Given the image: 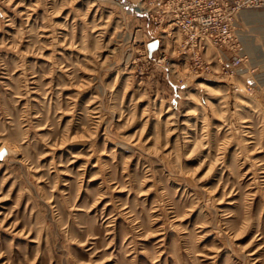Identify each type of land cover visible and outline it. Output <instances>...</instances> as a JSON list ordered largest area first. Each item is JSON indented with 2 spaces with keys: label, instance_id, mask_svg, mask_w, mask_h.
Masks as SVG:
<instances>
[{
  "label": "rangeland",
  "instance_id": "rangeland-1",
  "mask_svg": "<svg viewBox=\"0 0 264 264\" xmlns=\"http://www.w3.org/2000/svg\"><path fill=\"white\" fill-rule=\"evenodd\" d=\"M157 4L0 0V264H264V8L228 75Z\"/></svg>",
  "mask_w": 264,
  "mask_h": 264
},
{
  "label": "built area",
  "instance_id": "built-area-1",
  "mask_svg": "<svg viewBox=\"0 0 264 264\" xmlns=\"http://www.w3.org/2000/svg\"><path fill=\"white\" fill-rule=\"evenodd\" d=\"M157 3L156 10L149 15L158 25L165 24L166 35L174 29L181 34L182 53L193 55L196 70L200 73L209 70V64H204L201 57L210 45L217 70L228 75L237 73L239 65L249 57L243 35L235 29L236 16L264 8V0H157ZM152 39H157L158 46L153 56L148 55L147 42V55L160 61L161 40L158 36Z\"/></svg>",
  "mask_w": 264,
  "mask_h": 264
},
{
  "label": "water",
  "instance_id": "water-1",
  "mask_svg": "<svg viewBox=\"0 0 264 264\" xmlns=\"http://www.w3.org/2000/svg\"><path fill=\"white\" fill-rule=\"evenodd\" d=\"M158 46V41L157 39H152L147 43V51L148 55H151L152 52L157 48ZM5 152V148L0 149V156Z\"/></svg>",
  "mask_w": 264,
  "mask_h": 264
},
{
  "label": "bare ground",
  "instance_id": "bare-ground-1",
  "mask_svg": "<svg viewBox=\"0 0 264 264\" xmlns=\"http://www.w3.org/2000/svg\"><path fill=\"white\" fill-rule=\"evenodd\" d=\"M255 12V11H254ZM94 166V165H93Z\"/></svg>",
  "mask_w": 264,
  "mask_h": 264
}]
</instances>
